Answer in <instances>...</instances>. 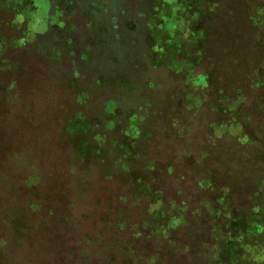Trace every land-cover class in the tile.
<instances>
[{
	"label": "rangeland",
	"instance_id": "1",
	"mask_svg": "<svg viewBox=\"0 0 264 264\" xmlns=\"http://www.w3.org/2000/svg\"><path fill=\"white\" fill-rule=\"evenodd\" d=\"M163 1L35 0L34 10L18 23L21 26H14V31L6 28L5 35L9 40L7 55L0 52V57L6 55L3 61L9 68L6 70L7 78L4 75L6 72L0 71V95L6 92L11 97L16 92L20 93L21 108L9 102V107L16 114L19 115L24 108L31 110V100L28 99H31L30 89L33 88L39 95L35 109L47 115V118L45 114L41 116L47 121L40 122L41 126L46 125L44 129L53 126L61 128L59 124L62 122L58 121L60 114L65 113L68 107L71 109V99L80 94L87 104L101 105V125L105 126L106 118L115 115L117 119L112 128L118 129L119 135L113 136L112 131L107 137L101 134L100 140L104 145L112 144L116 137H121V130L125 129L131 135L136 127L133 136L137 145L126 164L134 162L141 167L147 166L145 191L136 190L133 184L124 179L113 177L105 180L103 172L96 165H90L88 169L77 167V170H81L77 179L73 183L67 180L68 187L75 190L77 197L73 215L85 216L82 228L95 236L102 235L92 250L98 263L92 260V264H114L119 253L128 247L133 248L127 253L132 262L130 264H192L188 257L181 258V261L178 258L188 255L191 243L194 244V239L188 238L190 230L196 238L202 236L200 242L203 248L198 246L197 251L203 254L201 259L207 258L205 260L209 261L218 242H213V233L210 234L212 240L208 241L210 237L204 230L207 221L215 224L216 235L220 225L228 223L225 208L232 201L230 194L245 200L252 189L256 194L259 189L264 192V188L256 186V178H264L263 28L254 36V44L249 47L250 53L254 52L258 57L257 85L243 83L239 84V92L236 86L227 91L230 82H226L222 93L211 96L210 66L207 65L208 70L202 68V64L198 66L195 58L199 55L192 54V49L185 53L187 34L186 37L178 36L183 41L182 50L174 55L171 65L162 57L167 42L157 40L156 35L163 34L166 39L168 36L166 32H158L154 19L157 9L163 10ZM211 1L216 10L217 0ZM228 3L244 13L243 8L235 2L228 0ZM224 10L217 11L219 14L214 20L208 18V22L212 21L209 29L221 22L220 35H223L222 30L233 26L240 33L248 35L244 36L245 39L250 38L246 19L234 16L229 21ZM228 21L231 26L226 25ZM164 22L160 16L158 24ZM222 22H225L224 25ZM0 23H3L1 17ZM18 33H23L24 43L18 39L11 42ZM222 41L217 43L216 53L211 57L219 72L217 75L229 66V71L237 73L243 66L242 59L235 61L241 50L237 48L239 42L235 39L229 44L233 57L231 54L222 57L219 55L225 48ZM249 51L243 50L242 58L247 57ZM44 55L47 58L50 56L53 63L65 72L71 67L76 69L78 78H73L68 71L70 82L57 80V75L47 68ZM47 61L50 64L49 59ZM197 72L204 73L206 78L199 80ZM17 85H21V88L16 89ZM250 86L248 93V88L243 91ZM46 98L56 102V108ZM25 101L29 104L26 105ZM241 101L246 106L253 105L254 111L251 113L243 106L242 109L238 107ZM54 110L58 112V117L50 121V112ZM112 110H116L115 113ZM136 113L140 120H135L137 124L132 125L128 116ZM16 120V116H13L8 125ZM2 122L3 118L1 125ZM43 144L39 147H50L60 154L54 155L55 158L62 160L61 143L46 144L44 141ZM20 149L14 156V169L9 164L13 177L9 178L4 162L0 161L2 193L13 185L14 177L23 179L46 175V167L40 158L33 156L26 160L28 155L33 154L34 147ZM142 153L148 154L144 158L147 164L136 159ZM105 162L111 164L109 158ZM242 182L246 184L241 186ZM94 192L100 198H95ZM258 197L251 194L248 198L257 199L254 203H259ZM20 204L13 201L14 207L9 211L15 215ZM4 208L2 205L0 210ZM179 225L188 228L187 233ZM171 227L172 231H177V236L183 234L186 237L174 243L173 236H170ZM6 230L9 234L8 256H4L2 260L5 263L1 261L0 264H6L5 257L14 260L9 264H27L24 245L20 244L17 233L10 227H6ZM248 239L240 246L239 260L234 264H261L264 261L261 246L255 244L252 236ZM180 247L182 254L178 250ZM207 248H212V252L206 251ZM37 249L31 254L43 253V257L36 259V264H44L42 262L48 256L52 264L62 263L54 251L42 248V244H37ZM120 261L127 264L125 260Z\"/></svg>",
	"mask_w": 264,
	"mask_h": 264
},
{
	"label": "trees",
	"instance_id": "2",
	"mask_svg": "<svg viewBox=\"0 0 264 264\" xmlns=\"http://www.w3.org/2000/svg\"><path fill=\"white\" fill-rule=\"evenodd\" d=\"M49 1L51 2V0ZM231 1L243 8L244 13L240 12L239 8L231 7L228 0H217V3L215 1V6H218L216 10H214L215 7H212L214 2L211 0H181L180 2L179 0H164L162 3L163 10L161 8L157 9L156 19H154L157 22L156 28L158 32L159 30L163 33L166 32L168 36V39H166L163 34H157L156 38L157 40L167 42L165 43L166 51L162 57L168 60L169 65H171L174 55L182 50L181 44H183V41H180L178 36L186 37L188 35V45L185 53H189L188 51L192 49V54L197 53L199 55L195 58V63H198V66L202 64V68L206 67L205 70H208L207 65L210 66L209 92H211V96H218L222 93L225 85L227 86L226 82H230V85L226 87L227 91L232 86H236L239 92L241 90V85L239 84L246 83L250 85V83H254V85H257L256 81H258L256 72L258 57L256 53H250L249 47L254 44V36H256L260 28L264 30V0ZM35 4V0H0V17L3 22L0 23L1 54L7 53L6 45L9 44V40L5 35L7 33L6 28L14 31V26H21L18 23L28 17L29 12L34 10ZM223 9H225L223 12L227 14L229 21L234 16H241L243 19H246L251 33L250 38L245 39L244 36L247 37L248 35L240 33V30L238 31L233 26L232 28L222 30L223 35H220L218 31L219 27H221V22L218 25L216 24L215 28L212 26V30L209 29V24L212 21L208 22V18L211 17L214 20L219 14L217 11L222 12ZM160 16L165 21L162 25L158 24ZM229 21L226 25L231 26ZM233 22L237 24L236 20H233ZM224 23L222 22V25ZM172 36H174V39H172ZM17 39L23 43L25 42L23 33H18L17 37L15 35L11 42L13 43ZM235 39L239 42L237 48L241 50L238 52L237 59L234 57V60L236 59L235 61L238 62L242 59L243 66H241L237 73L229 71L228 68L230 66L228 68L225 67L222 74L217 75L219 72L211 60L212 55L216 53L217 43L221 40H224L222 42L225 43V48L221 52L218 47L220 56L223 57L224 54L231 56L233 49L229 44ZM209 48L211 51H209ZM243 50L249 51L250 54L242 58ZM4 56L0 57V71L6 72L4 75L7 78L8 73L6 70L9 67L4 64ZM43 59L49 71L56 74L57 80L60 82L66 83L69 80L68 73L73 78H78L79 72H76V69H73V67L68 70L71 73L68 71L67 73L58 68L50 56L47 58L44 55ZM48 59L50 64H48ZM22 68L24 69L26 67ZM74 70L75 72L73 74L72 72ZM197 74L196 77L199 80L206 78L203 75L204 73L197 72ZM253 77H255V80H252ZM15 88L20 89L21 85H17ZM246 88H248V93L251 86L245 87L243 91ZM33 95L36 97L33 98ZM37 96L39 95L34 92V89H30L31 99H28V101L31 100V110L30 108L27 110L24 108V110H21L22 113L19 112L18 115L9 107V102L12 101L16 108H21L20 93L16 92L11 97L7 96L6 92L0 95V161L2 160L4 162L5 172L9 173V178L13 177V174H10L9 171V164L11 163V166L14 165V156L23 147H34L33 154L27 156V161L33 156H36L41 159L46 167V175H40V177L28 176L23 179L14 177L13 185L6 189L4 193H2V189L0 188V208L2 205L5 207L0 210V263L4 261L2 260L4 256H8L9 247L7 241L9 234L6 227L15 230L17 238L21 240L20 244L24 245V257L27 264H36V259L43 257V253L31 254L37 249V244H42V248L54 251L56 256L62 259L61 264H92V260L98 263V258L93 257L92 250L94 244L102 239V235L95 236L91 231H86L82 228L84 225L83 218H86L85 216L73 215L77 197L75 190L73 191L68 187L67 180L69 179L70 183H73L77 179L78 173L81 172V170L76 169L77 167L88 169V166L96 165L103 172L105 180L113 177L124 179L126 182L133 184L136 190L145 191V180L148 177L146 175L147 166L141 167L139 163L136 164L134 162H132L134 165L132 163L126 164L127 160L131 158L129 156H131L132 149L137 145V141L133 136L136 127H134L131 135L127 130H121V137H116V141L114 142L113 140L112 144L110 142L108 145H104V142L100 140L101 134L107 137L108 133L112 131L113 136L119 135L118 129L112 128L115 127L117 119L114 118V115L104 120L105 126L101 125L103 120L101 105L95 104L91 106V104H87V101L80 94L71 99L72 108L70 109L68 107L65 113L60 114L58 121L62 122L59 124L61 128L53 126L44 129L46 125L41 126L40 122L43 120L46 121V119L41 117L45 113L38 112L35 109ZM234 97H237V95H234ZM46 99L56 108V102H53L50 98ZM28 101H25L26 105L27 103L29 104ZM241 106L246 108L248 112L252 113L254 111V106L251 104L246 106L241 101L238 107L241 108ZM112 111L115 113L116 110ZM59 113L61 112L59 111ZM13 116H16L17 120L8 125L9 120H12ZM57 117V111L50 112V121H55ZM128 117L132 125L137 124L138 120H140L138 113L136 115L130 114ZM1 118H3L2 125ZM135 120L137 122H134ZM44 141L46 144L50 142L56 144L61 143L62 160L59 161V158H55L54 155L60 154L53 152L50 147H39L44 145ZM4 145L7 147L4 148ZM146 157H148V154L142 153L136 159H140L138 162L146 163V160H144ZM108 158L111 164L105 162ZM72 165L73 168L71 167ZM53 169L58 171H53ZM84 171L82 170V172ZM40 178L43 179L42 182ZM256 180V186L263 189L264 178H256ZM244 184L246 183L242 182L241 186ZM241 186H239V190H241ZM148 188L150 191L152 190L149 185ZM233 192L236 193V190H233ZM253 192L254 189L248 195H258L259 203H254L257 199H249V196L245 200H241L232 194H228L232 199V201H229V207L225 208L228 223H223V226L220 225L216 235L214 231L215 224L209 220L207 221L204 230L210 237L208 241L212 240L213 237L210 234L213 233V242H218L216 248L214 247L213 258L212 256L208 258L209 261L205 260L207 258L204 260L201 259L203 254L197 251L198 246L201 249L203 248L200 242L202 236L200 235L196 238L193 231L191 232L190 230L187 233L188 228L184 229L183 225H179L178 227L188 234L189 240L191 238L194 239V244L191 243V249L188 255H180L178 257L179 261H181V258L188 257V259L192 260V264H199L201 260H203L201 264H234L239 260L240 246L251 236L255 238V244L261 246L260 249L264 252V192L260 189L258 190V194ZM239 193L241 194V191ZM92 194L95 198H100L98 193L94 192ZM15 200L22 203V205L20 204L18 206L16 214L13 215L9 209L14 207L13 201ZM229 215H234V217L230 218ZM172 230L173 227L170 228V236H173L174 243L180 241L182 237H186L183 234L177 236V231ZM212 248H207L206 251L212 252ZM132 249L128 247L124 252H120L114 264H121L120 260H125L127 264L132 263L127 255ZM178 250L182 254V248L180 247ZM5 259L6 264L14 262L13 259H8L7 257ZM42 263L52 264L49 261V256L44 258ZM261 264H264V261Z\"/></svg>",
	"mask_w": 264,
	"mask_h": 264
}]
</instances>
